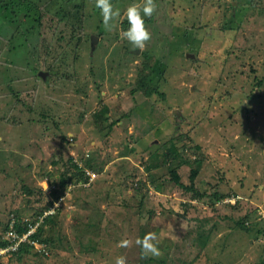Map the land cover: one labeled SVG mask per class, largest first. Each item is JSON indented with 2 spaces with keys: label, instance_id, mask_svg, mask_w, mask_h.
<instances>
[{
  "label": "rangeland",
  "instance_id": "1",
  "mask_svg": "<svg viewBox=\"0 0 264 264\" xmlns=\"http://www.w3.org/2000/svg\"><path fill=\"white\" fill-rule=\"evenodd\" d=\"M110 2L111 31L95 0H0V242L14 216L59 209L40 225L43 256L2 264L264 262V0H154L143 50L122 35L143 0ZM153 69L163 96L148 98L133 88ZM103 105L121 120L110 135ZM197 167L194 192L171 181L176 169L189 186ZM59 175L69 186L46 195ZM149 232L161 255L142 259Z\"/></svg>",
  "mask_w": 264,
  "mask_h": 264
},
{
  "label": "trees",
  "instance_id": "2",
  "mask_svg": "<svg viewBox=\"0 0 264 264\" xmlns=\"http://www.w3.org/2000/svg\"><path fill=\"white\" fill-rule=\"evenodd\" d=\"M21 1H25V2H27V1H29V0H21ZM36 8V7H35ZM76 8H78V7H76ZM38 11H39V15H38V17H37V20H36V22H38V24H40V21H41V18H42V16H41V13H40V10L38 9ZM41 12L43 13V10L41 9ZM45 12V11H44ZM45 15V13H43V16ZM24 17H26V15H24ZM75 17V16H74ZM62 18H65L64 16L63 17H61V20H62ZM41 26L40 27H43V24L41 23L40 24ZM68 25V24H67ZM70 26H71V28H72V30H73V28L74 29H78V30H80V29H82L83 28V24H82V22L80 21V23L78 24V25H74V24H70ZM43 56H46V54L45 55H43ZM146 69H149V67H146ZM143 71H145V70H143ZM155 69H153L152 71H149V72H147L145 75H146V77L144 78V79H140L139 80V82H138V84L133 88V90L137 93V92H141V93H143L144 94V96L145 97H150V96H152L153 94H155V95H157V96H159V97H162L163 96V94L159 91V84H157L156 86H152L151 84L153 83V81L152 80H149V77L150 76H156L157 77V74H155ZM90 73H91V75H92V72H91V69H90ZM257 85H260V82L257 84ZM134 91H132V94L134 93ZM99 111H98V113H94L93 114V118H94V120L95 121H101V120H103L104 122H106V129H105V132L107 131L108 132V134H109V132L111 133V130L113 129V127L115 126V125H117L121 120L120 119H117L116 121H114V122H112V121H110L109 120V123L107 124V121L108 120H106V118H105V115L106 114H108L107 112H108V109H107V107L106 106H101L99 109H98ZM123 127V126H122ZM124 128V127H123ZM110 135V134H109ZM173 138V136H171V139H170V147L167 149V151L165 152V158H166V160H169V159H171V158H173V156L176 154V152H177V150H176V144H175V142H174V140L172 139ZM131 141V137H127V145L129 144V142L128 141ZM130 148H132V147H130ZM132 150H130V152H131ZM186 164V163H185ZM72 166H73V168L75 169V173H74V176H75V179L77 180V181H79V180H85V182L87 181V177H85L86 175H85V172H84V169L85 168H82V167H79L78 165H75V164H71ZM146 170H148L149 168H148V166H146V168H145ZM174 170H176V169H173V170H170V172H169V175L171 176V181L175 184V185H177L178 187H180V188H182L185 192H187V193H191V192H194V181H195V179H196V177L198 176V170H199V167H197V168H194V169H192L191 171H190V175H189V179H190V181H191V183L189 184V186H183L182 184H181V180H180V177L177 175V173L174 171ZM58 179H60V183H59V185H57V182H55V181H52V182H49L50 184L49 185H51V186H53V187H61L60 189H63V188H65V187H67V186H69V184H68V178L67 177H65L64 175H59V178ZM137 185V184H136ZM58 188L57 189H53V191H52V194H54L55 192H57V190H58ZM60 191H62V190H59V192ZM29 194H31V191H27ZM41 193H42V191H41ZM43 194V193H42ZM195 194V193H194ZM44 195V194H43ZM60 196H56L55 197V199H58ZM197 197H199V198H203V195H201V194H198L197 195ZM52 205V202H47V204H46V206H45V209H48L50 206ZM59 210V209H58ZM58 210H56V211H58ZM55 211V212H56ZM16 217L17 218H21V217H19V216H17L16 215ZM32 218H34V217H32ZM49 220H50V217H46V219H45V221L43 222V224H46V223H48L49 222ZM240 228H244V226L243 225H240L239 223L237 224ZM7 228H8V226L5 224L4 225V230L6 231L7 230ZM15 230H16V232L18 233V234H22L23 232H24V230L21 228V226L20 225H16V227H15ZM4 231V232H5ZM42 233H43V230H42V227H40L39 229H38V231L36 232V234L35 235H33V236H31V238L32 239H37V238H39V242H40V236L42 235ZM1 238V237H0ZM1 240V239H0ZM4 245H3V243L2 242H0V248H2ZM29 248H31V249H33V246H31V245H28L27 243H23V244H21V246L19 247V249H18V252H16L15 254H13V255H11V258L13 259V258H15V259H19V258H21V256L22 255H24V253H27L28 251H29ZM36 255H40V256H43L44 254L43 253H35ZM153 261H155L154 259H149V258H147L146 259V261H144L145 263H141V264H149V263H153ZM0 264H2V258H0ZM258 264H264V262H260V263H258Z\"/></svg>",
  "mask_w": 264,
  "mask_h": 264
},
{
  "label": "clouds",
  "instance_id": "3",
  "mask_svg": "<svg viewBox=\"0 0 264 264\" xmlns=\"http://www.w3.org/2000/svg\"><path fill=\"white\" fill-rule=\"evenodd\" d=\"M95 7L100 10L102 23L105 29L111 31L113 27L111 22L120 17V10H114L110 0H95ZM156 8L157 5L154 0H143V5L134 3L126 9L124 15L127 18L129 28L124 31L122 35L123 38L133 46V48L143 50L151 40V33L145 27L144 17L151 18L156 11ZM141 13H143V16ZM84 186L87 187V185ZM157 239L158 237L156 233L149 232L143 239L136 240V244L141 248L142 259L147 258L149 255L152 257H158L161 255L158 246L153 243V241H156ZM129 243L130 242L126 239L121 240L117 244V247L126 248L129 246ZM5 257L11 259V255ZM5 257H3L2 260ZM115 264H126V258L124 256L117 257Z\"/></svg>",
  "mask_w": 264,
  "mask_h": 264
},
{
  "label": "built area",
  "instance_id": "4",
  "mask_svg": "<svg viewBox=\"0 0 264 264\" xmlns=\"http://www.w3.org/2000/svg\"><path fill=\"white\" fill-rule=\"evenodd\" d=\"M85 174L86 177L88 178V180L92 181L95 178V174L91 173L88 170H85ZM54 187L51 185H47L44 187L43 191L45 192L46 195H52V191H53ZM63 197H59L58 201L62 200ZM55 212V209L53 207V209L49 210V214L44 215L43 218H40L38 221L37 220H26V219H21V218H16L14 217L13 219H11V221L8 223V228L5 231V234L3 236L2 239V243H3V247L0 248V258H3L5 256H9L12 255L16 252H18L19 247L21 246V244L23 243H27L28 245L33 246L34 249H36L38 251V253H40L42 250H44L45 248H41L39 243V238L37 239H32L31 236L35 235L36 232L38 231V229L41 227L40 225L43 223V221L45 220V218L48 215H51ZM16 225H20L21 228L24 230V232L22 234H18L15 230ZM36 247V248H35Z\"/></svg>",
  "mask_w": 264,
  "mask_h": 264
},
{
  "label": "water",
  "instance_id": "5",
  "mask_svg": "<svg viewBox=\"0 0 264 264\" xmlns=\"http://www.w3.org/2000/svg\"><path fill=\"white\" fill-rule=\"evenodd\" d=\"M95 40H96V38L95 37H92V42L91 43H94L95 44ZM187 57H193V56L187 55Z\"/></svg>",
  "mask_w": 264,
  "mask_h": 264
}]
</instances>
